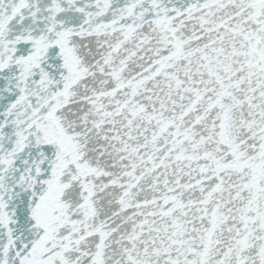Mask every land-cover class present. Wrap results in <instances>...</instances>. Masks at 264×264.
Wrapping results in <instances>:
<instances>
[{"label":"snow or ice","instance_id":"1","mask_svg":"<svg viewBox=\"0 0 264 264\" xmlns=\"http://www.w3.org/2000/svg\"><path fill=\"white\" fill-rule=\"evenodd\" d=\"M0 264H264V0H0Z\"/></svg>","mask_w":264,"mask_h":264}]
</instances>
